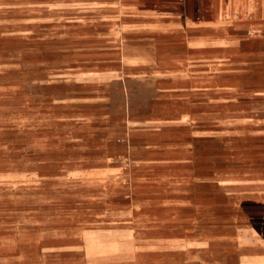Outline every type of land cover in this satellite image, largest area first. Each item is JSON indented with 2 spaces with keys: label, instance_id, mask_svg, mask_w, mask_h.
Returning <instances> with one entry per match:
<instances>
[{
  "label": "crops",
  "instance_id": "0c3cea01",
  "mask_svg": "<svg viewBox=\"0 0 264 264\" xmlns=\"http://www.w3.org/2000/svg\"><path fill=\"white\" fill-rule=\"evenodd\" d=\"M0 6L36 9L41 22L51 14L67 31L58 36L69 39L76 36L70 27L84 18L91 83L131 80L156 103L155 115H128L131 125L110 132L113 143L103 151L101 162L122 164L96 174L117 181L121 171L131 186L118 196L120 206L108 205L97 222L70 216L75 223L68 229L4 224L0 264H264V156L247 153L238 132L192 125L206 105L242 101L239 38L263 26L264 0H0ZM159 93L165 98L157 101ZM209 142L218 145L212 154L204 150ZM222 143L228 147L221 153ZM197 162L229 165L216 164L206 181L193 170ZM205 182L216 189L210 223L198 193Z\"/></svg>",
  "mask_w": 264,
  "mask_h": 264
},
{
  "label": "rangeland",
  "instance_id": "374dc122",
  "mask_svg": "<svg viewBox=\"0 0 264 264\" xmlns=\"http://www.w3.org/2000/svg\"><path fill=\"white\" fill-rule=\"evenodd\" d=\"M6 9L0 6V232L9 228L4 224L13 227L27 221L68 229L75 223L71 218L79 223L102 220L104 209L120 206L118 196L131 188L121 180V171L117 181L101 180L96 174L103 166L121 167V162H101L103 151L113 143L110 132L116 136L130 126L128 115H155L151 91H142L131 80L91 83L94 70L87 56L91 40L85 36L84 18L78 17L82 21L70 27L76 36L69 39L58 36L65 29L56 26L51 14L41 22V11L36 9ZM27 13L29 22L24 21ZM239 42L236 73L245 92L237 98L242 101L235 106L206 105L204 117L192 125L238 132L237 143L260 157L264 156V24L242 32ZM155 98L160 101L165 95ZM232 136L222 135V140ZM217 146L205 143V153L212 154ZM226 146L222 143L221 153ZM216 164L229 165L197 162L193 170L207 181ZM215 191L208 182L198 188L205 223L212 222L216 212ZM226 201L221 197L222 203Z\"/></svg>",
  "mask_w": 264,
  "mask_h": 264
}]
</instances>
